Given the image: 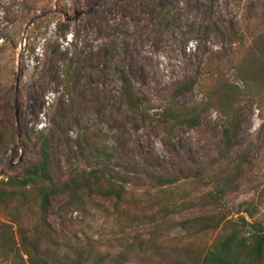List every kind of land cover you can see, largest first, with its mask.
<instances>
[{
    "label": "rangeland",
    "instance_id": "rangeland-1",
    "mask_svg": "<svg viewBox=\"0 0 264 264\" xmlns=\"http://www.w3.org/2000/svg\"><path fill=\"white\" fill-rule=\"evenodd\" d=\"M263 46L264 0H0V181L37 160L39 133L52 141L54 183L104 168L135 195L159 176L196 189L194 198L244 154L251 163L223 206L230 218L264 224V102L261 112L240 105L242 124L229 151L221 146L224 119L215 105L198 131L179 127L167 135L159 116L165 104L203 99L198 83L181 88L194 78L202 83L205 67L214 76L223 68L224 80L240 85L231 67L248 57L264 60L257 51ZM125 93L143 105L131 108ZM87 142L101 152L91 155ZM240 207L253 217L236 214ZM194 215L192 209L135 224L88 209L68 213L64 228L95 259L184 264L180 249L211 241L180 227Z\"/></svg>",
    "mask_w": 264,
    "mask_h": 264
},
{
    "label": "trees",
    "instance_id": "trees-1",
    "mask_svg": "<svg viewBox=\"0 0 264 264\" xmlns=\"http://www.w3.org/2000/svg\"><path fill=\"white\" fill-rule=\"evenodd\" d=\"M257 51L264 57V51L259 47ZM252 58L231 67L238 76V86L224 80L223 68L214 76L205 67L207 77L202 83L196 78L187 80L181 89L187 91L188 85L198 83L203 99L188 107L165 104L159 113L166 123L164 132L170 135L179 127L200 130L202 116L213 104L224 119L221 146L226 151L235 148L243 116L240 105H255L263 111L264 60ZM121 80L130 93L131 85L124 75ZM125 94L131 108L137 109L141 102ZM36 145L37 160L0 181V216L4 219L0 220V264H122L121 256L95 259L91 252L72 242L64 228L66 215L84 214L88 209L128 216L135 224L163 222L193 209L195 215L180 222V227L195 230V235H211V241L197 249L191 245L180 249L184 264H264V224L248 222L243 216L230 218L223 206L232 183L244 176V169L251 163L244 160V154L222 172L212 190L192 198L196 189L183 190L176 179L159 176L150 177L152 187L147 192L135 195L104 168L74 171L64 182L54 183L52 141L39 133ZM85 150L91 155L101 152L89 142ZM241 209L236 214L253 217L248 208Z\"/></svg>",
    "mask_w": 264,
    "mask_h": 264
}]
</instances>
